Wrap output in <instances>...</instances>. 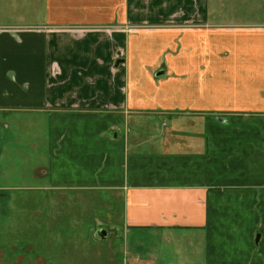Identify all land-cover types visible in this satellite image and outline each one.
Wrapping results in <instances>:
<instances>
[{
	"label": "crops",
	"instance_id": "crops-1",
	"mask_svg": "<svg viewBox=\"0 0 264 264\" xmlns=\"http://www.w3.org/2000/svg\"><path fill=\"white\" fill-rule=\"evenodd\" d=\"M23 2L0 23V116L45 121L44 188L120 195L126 264H170L162 236L184 230L205 236L194 264H264V17L234 29L219 1ZM224 227L250 229L227 263Z\"/></svg>",
	"mask_w": 264,
	"mask_h": 264
},
{
	"label": "rangeland",
	"instance_id": "rangeland-1",
	"mask_svg": "<svg viewBox=\"0 0 264 264\" xmlns=\"http://www.w3.org/2000/svg\"><path fill=\"white\" fill-rule=\"evenodd\" d=\"M18 1L24 6H20ZM218 1L221 7L217 13L226 21L224 23L228 24V28L247 29L251 26H246V22L263 20L264 0H211L212 12L215 11L214 3ZM32 8L34 6L28 8L23 0H0V23L10 22L13 11L27 12ZM237 18L244 21L239 22ZM259 23L255 22L253 27H264V23L261 26ZM3 115L0 116V139L5 142L2 144L6 148L4 155H0V264H126L121 196L103 190L45 189L49 179L40 176L38 167L46 153L45 121L31 113ZM156 122H145L148 125L144 126L147 131L145 138H154L162 129L163 121ZM7 124L10 128L6 130L4 126ZM133 127L134 124H131ZM153 144L145 146L143 151L154 149ZM255 218L259 219V223H264L262 216L256 215ZM225 223L229 224L227 221ZM241 224L250 227L252 222ZM101 229L108 233L106 238L99 233ZM227 229L224 227L222 235V241L226 242H223L222 255L225 263L232 260L229 254L232 245L245 242L250 231L245 229L230 240L227 239ZM118 232L121 235L116 237ZM193 234L190 230H184L162 236L168 243L163 251L167 253L165 258H169L170 264H194L200 260L202 263L205 236L198 233L199 236L192 237ZM132 235L144 241L161 238L151 231H133L130 237ZM258 235H262V232L259 231L251 239L256 257H261L264 248L261 251V246L257 245ZM188 241L193 244L185 246ZM252 248L243 249V254H240L243 261L251 254ZM255 255H251V258L255 259Z\"/></svg>",
	"mask_w": 264,
	"mask_h": 264
},
{
	"label": "water",
	"instance_id": "water-1",
	"mask_svg": "<svg viewBox=\"0 0 264 264\" xmlns=\"http://www.w3.org/2000/svg\"><path fill=\"white\" fill-rule=\"evenodd\" d=\"M122 61H123L122 59H121V60H118V61H117V65H119ZM163 74H164V71L162 70V71L158 72L157 76H161V75H163ZM99 233H100L103 237H105V238L108 236V233L106 232L105 229H101V230H99ZM259 239H260V235L258 236L257 241H258Z\"/></svg>",
	"mask_w": 264,
	"mask_h": 264
}]
</instances>
